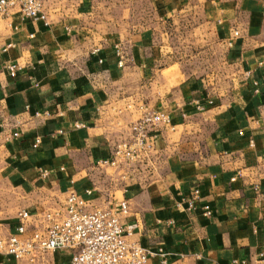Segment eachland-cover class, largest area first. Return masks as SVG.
Wrapping results in <instances>:
<instances>
[{
	"label": "crops",
	"instance_id": "0c3cea01",
	"mask_svg": "<svg viewBox=\"0 0 264 264\" xmlns=\"http://www.w3.org/2000/svg\"><path fill=\"white\" fill-rule=\"evenodd\" d=\"M45 11L0 15V236L19 211L75 189L89 207L128 200L130 239L167 254L147 264H258L264 0H47ZM144 108L171 125L136 160L104 164ZM73 252L35 263L0 252V264H71Z\"/></svg>",
	"mask_w": 264,
	"mask_h": 264
},
{
	"label": "built area",
	"instance_id": "2783aa9c",
	"mask_svg": "<svg viewBox=\"0 0 264 264\" xmlns=\"http://www.w3.org/2000/svg\"><path fill=\"white\" fill-rule=\"evenodd\" d=\"M47 0H0V15L17 10L23 18L47 20ZM123 65V62H119ZM17 65L8 67L10 75H17ZM264 82V78H263ZM168 114L144 108L141 116L130 126V136L116 144L112 157L102 161L118 167L136 160L149 147L150 134L160 125H171ZM77 124L76 127H80ZM18 136V133L14 134ZM40 143L36 139L34 146ZM45 174V172H43ZM199 192H194L190 207ZM205 214L211 215L206 205ZM129 212V202L123 199L107 208L89 207L88 201L75 189H70L62 205L43 213H32L26 209L18 212L14 230L0 236V252L17 260L35 263L48 253L62 248L73 249L71 264H147L153 256L160 255L166 262L167 254L155 252L130 239L132 228L124 225L123 217ZM34 219L39 223L30 227ZM264 264V255L258 261Z\"/></svg>",
	"mask_w": 264,
	"mask_h": 264
},
{
	"label": "rangeland",
	"instance_id": "374dc122",
	"mask_svg": "<svg viewBox=\"0 0 264 264\" xmlns=\"http://www.w3.org/2000/svg\"><path fill=\"white\" fill-rule=\"evenodd\" d=\"M65 199L64 198H58L57 202L55 203L56 205L53 206V208L60 206L64 203Z\"/></svg>",
	"mask_w": 264,
	"mask_h": 264
}]
</instances>
